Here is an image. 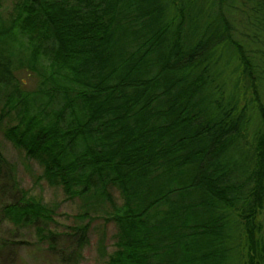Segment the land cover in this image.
<instances>
[{"label":"trees","instance_id":"trees-1","mask_svg":"<svg viewBox=\"0 0 264 264\" xmlns=\"http://www.w3.org/2000/svg\"><path fill=\"white\" fill-rule=\"evenodd\" d=\"M261 93L264 0H20L10 22L0 14L6 136L81 201L83 221L110 215L107 186L120 190L109 264L264 263ZM1 166L18 198L0 223L53 251L54 212ZM87 229L65 262L77 264Z\"/></svg>","mask_w":264,"mask_h":264},{"label":"rangeland","instance_id":"rangeland-1","mask_svg":"<svg viewBox=\"0 0 264 264\" xmlns=\"http://www.w3.org/2000/svg\"><path fill=\"white\" fill-rule=\"evenodd\" d=\"M20 0H0V14L6 21H11L15 16L16 6ZM220 61H225L227 53L225 50L218 52ZM244 102L250 101V94ZM252 102V101H251ZM250 103V102H249ZM259 103L264 106V98H259ZM0 110V117H1ZM13 116L0 118V156L5 158L13 166L14 178L19 192H23L26 197H34L42 200L53 213L52 223L49 230L55 234L52 239L53 251L47 250V241L40 239V236L33 228L16 230L17 228L7 221L0 223V239L7 240L6 243L0 240V264H64L67 255L73 252L79 233L76 228L88 225V243L81 247L79 256L76 258L77 264H109L110 258L119 250V226L117 224V211L125 204V199L120 190L113 186H107L108 193L112 196V205H107L105 210H109L110 215H97L89 221H83L82 203L79 199L68 197L60 185L48 183L43 175L44 168L39 159L26 157L24 148L15 145L7 138L8 128L15 125ZM6 168L0 167V178L6 175ZM3 182V179H0ZM3 192H0V210L7 204L16 200L17 193L8 190L5 184L0 183ZM8 190V191H6ZM19 196V195H18ZM255 243L260 241L264 251V210L257 213ZM258 229V232H257ZM103 237L105 254L101 257L98 249V241ZM264 256V254H263ZM66 264H73L67 261ZM264 264V263H263Z\"/></svg>","mask_w":264,"mask_h":264}]
</instances>
